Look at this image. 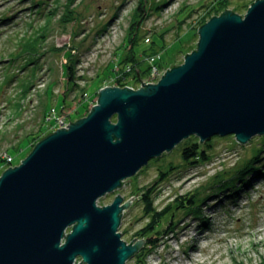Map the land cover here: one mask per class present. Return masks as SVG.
Here are the masks:
<instances>
[{
  "label": "rangeland",
  "instance_id": "rangeland-1",
  "mask_svg": "<svg viewBox=\"0 0 264 264\" xmlns=\"http://www.w3.org/2000/svg\"><path fill=\"white\" fill-rule=\"evenodd\" d=\"M254 1L0 0V175L7 166L3 160L12 157L11 162L18 165L34 144L58 128L55 119H49L52 114L60 113L68 123L75 122L88 114L101 88L117 86L114 69L121 67L118 62L128 51L126 44L134 18L139 21L134 25L138 35L135 58H141L142 51L154 42L161 50L145 58L142 67L155 58V63H160L159 70L166 71L181 64L186 53L195 49L199 25L225 9L244 16ZM158 3L161 5L156 9ZM138 6L140 10L136 12ZM66 11H72V16ZM69 56L75 59V76L80 79L76 80L78 87L63 101L64 67ZM131 69L124 73H129L126 78L133 84L134 68ZM262 137H252L246 144L237 143L233 136L215 138L211 161L196 166L183 163L178 148L181 142L150 160L134 177L125 180L123 187L100 198L98 203L112 202L114 193L121 190L123 201H132L122 214L118 230H123L127 243L137 242L149 233L142 229L150 220L143 211L140 194L160 177V171L170 165L176 167L154 191L155 210L171 206L176 226L167 235L161 236V231L150 233L149 238L158 239L151 245L143 239L139 256L128 259L126 264L263 261L264 178L254 179L234 202L224 200V193L209 198L202 205L206 225L175 210L174 202L175 197L186 193L201 194L217 174L240 166L262 146ZM261 156L259 165L264 162V152ZM163 222L166 224L167 219Z\"/></svg>",
  "mask_w": 264,
  "mask_h": 264
},
{
  "label": "water",
  "instance_id": "water-1",
  "mask_svg": "<svg viewBox=\"0 0 264 264\" xmlns=\"http://www.w3.org/2000/svg\"><path fill=\"white\" fill-rule=\"evenodd\" d=\"M196 48L157 83L105 86L88 114L38 141L0 175V264H126L121 190L195 136H264V0L198 27ZM69 230V231H68Z\"/></svg>",
  "mask_w": 264,
  "mask_h": 264
},
{
  "label": "trees",
  "instance_id": "trees-1",
  "mask_svg": "<svg viewBox=\"0 0 264 264\" xmlns=\"http://www.w3.org/2000/svg\"><path fill=\"white\" fill-rule=\"evenodd\" d=\"M160 3L156 4V9H159ZM137 10H140V7H136ZM70 16H72V11H66ZM207 12V11H206ZM205 12V13H206ZM204 13V14H205ZM214 16V15H213ZM212 16V17H213ZM135 17H138V14H135ZM136 22V23H135ZM139 21L135 18L133 19V22H131L130 26V35L127 39V52L125 56L118 62V65L120 64V68L114 69V75L115 78V84L119 87H126L127 85H131L136 87L137 82L143 80L144 77H146L150 71V65L146 64V67H142L144 64L145 58H148L150 55H154L155 53H158L159 50H161V47L156 46L154 42H152L151 46L147 50H143L141 53V58L136 59L135 53H134V42L138 38L137 35V29L136 25ZM135 25V26H134ZM133 31V34H132ZM196 48V47H195ZM74 60L71 56L68 57V62H66L64 67V72L66 74V89L63 93V101L66 100L67 95L69 92L74 90L77 85V79H80L75 76L74 71ZM160 64V63H158ZM131 68L133 67V74H131L132 82L133 84H130L129 80H127L126 75L129 73H124L126 71V67ZM118 70H120V74H118ZM122 73H124L122 75ZM127 84V85H126ZM81 94L83 89L80 90ZM80 94V95H81ZM82 96V95H81ZM83 98V97H82ZM64 107V106H63ZM62 107V108H63ZM85 116V114H83ZM227 137H232L231 135ZM215 138H219L218 136H214L210 138L209 140H206L205 142L201 143L197 137L190 136L186 140L182 141V143L178 146L180 148V156L183 160V163L186 165H200L205 164L212 159L211 152L213 151L214 145L212 141ZM263 143L262 146L257 148L251 157H249L247 160H245L240 166H237V168L231 169L229 171H224L222 173L217 174L211 184L206 188V191H202L196 193H186L182 196L175 197V210H181L184 211L186 215H192L195 218H198L202 221V224L206 225V219L203 217V209L202 205L207 202V200L213 196H219V194L224 195V200H228L231 202H234L236 199L240 197L241 192H246V189L248 186H251L252 181L255 179H261L264 178V162L259 165V163L263 160L261 154L264 152V136L262 137ZM35 145V144H34ZM12 157L10 159L3 160L4 164L7 165L6 169L8 167L14 166L13 161L11 162ZM157 159V158H155ZM154 160V159H153ZM176 170L175 166L170 165L166 170H162L159 173V178L154 181V183H151L148 185L144 191L140 194L139 199L143 204V211L146 215H149L150 217L149 223L146 224L145 228L142 229L143 232H149L145 236H140L142 239H144L147 243V245H151L154 243L155 240L158 239V236H155L153 239L149 238L151 237V234L154 233H160L161 236L164 234H168L171 230V228H174L176 226V223L173 221V211L170 212V207H165L164 210L158 212L154 208V191L157 189V187L160 185V183L164 182L174 171ZM240 183V184H239ZM207 191H210L206 193ZM219 200V199H218ZM167 219V223L164 224V220ZM208 223V222H207ZM161 229V230H160ZM151 233V234H150ZM148 241V242H147ZM139 256L138 254L135 255ZM257 264H264V260L260 261Z\"/></svg>",
  "mask_w": 264,
  "mask_h": 264
},
{
  "label": "built area",
  "instance_id": "built-area-1",
  "mask_svg": "<svg viewBox=\"0 0 264 264\" xmlns=\"http://www.w3.org/2000/svg\"><path fill=\"white\" fill-rule=\"evenodd\" d=\"M154 59H151V68H150V71H149L148 75L146 77H144L143 80L138 81V84H137L136 87L126 84L127 87H131V88L135 89V88H139L141 83H146V84L147 83H153V82H155L156 80L159 79V77L162 75L163 71L159 70V68L156 65ZM126 70L127 71L130 70L129 66L126 67ZM52 115L53 116L51 118H49V119L50 120L51 119H55L56 124L58 125L57 126L58 128L59 127H65L68 124L67 117L65 115H61L60 113H58L57 115H55V113H54Z\"/></svg>",
  "mask_w": 264,
  "mask_h": 264
},
{
  "label": "bare ground",
  "instance_id": "bare-ground-1",
  "mask_svg": "<svg viewBox=\"0 0 264 264\" xmlns=\"http://www.w3.org/2000/svg\"><path fill=\"white\" fill-rule=\"evenodd\" d=\"M149 65H150V68H151V63H150ZM156 65H157V66H158V68H159V64H156ZM159 69H160V68H159ZM164 73H165V71H163L162 75H163ZM162 75H161V76H162ZM161 76L159 77V79L161 78ZM159 79H158V80H159ZM158 80H156V81H155V82H153V83H157V81H158Z\"/></svg>",
  "mask_w": 264,
  "mask_h": 264
},
{
  "label": "flooded vegetation",
  "instance_id": "flooded-vegetation-1",
  "mask_svg": "<svg viewBox=\"0 0 264 264\" xmlns=\"http://www.w3.org/2000/svg\"><path fill=\"white\" fill-rule=\"evenodd\" d=\"M68 231H69V230H68ZM135 255H137V254H135ZM77 259H80V258H76L74 264H77V263H78Z\"/></svg>",
  "mask_w": 264,
  "mask_h": 264
}]
</instances>
